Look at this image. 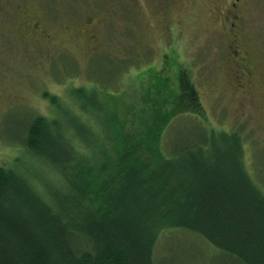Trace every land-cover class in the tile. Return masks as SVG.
<instances>
[{
  "label": "trees",
  "instance_id": "1",
  "mask_svg": "<svg viewBox=\"0 0 264 264\" xmlns=\"http://www.w3.org/2000/svg\"><path fill=\"white\" fill-rule=\"evenodd\" d=\"M147 88L164 103L129 106L111 130L85 109L88 89L75 93L81 124L38 116L22 128L23 144L44 151L53 180L27 182L0 166V264H163L155 245L172 228L192 232L231 264H264V189L246 168L244 138L205 122L189 80L165 76ZM183 112L192 127L172 130ZM50 129L60 132L53 144ZM97 135L106 139L91 147ZM113 140L114 149L105 145Z\"/></svg>",
  "mask_w": 264,
  "mask_h": 264
},
{
  "label": "rangeland",
  "instance_id": "2",
  "mask_svg": "<svg viewBox=\"0 0 264 264\" xmlns=\"http://www.w3.org/2000/svg\"><path fill=\"white\" fill-rule=\"evenodd\" d=\"M229 1L101 0L98 12L106 20L87 27L82 17L75 23L71 12L90 14V0L54 5V21L45 0H0V166L18 169L27 182L50 183L44 151L35 155L23 144L22 128L32 119L78 122L75 93L88 89L85 109L98 128L104 122L111 130L129 106L153 98L164 103L147 84L179 75L191 82L211 128H237L252 156L246 155V168L264 189V0L242 1L234 31L229 21L237 10H227ZM33 22L40 23L38 30ZM174 88L179 107L184 100ZM180 116L172 130L192 127L186 113ZM60 132L49 130L52 144ZM102 137L90 136L87 143L98 148ZM157 240L156 258L163 264H231L186 229L166 230Z\"/></svg>",
  "mask_w": 264,
  "mask_h": 264
},
{
  "label": "flooded vegetation",
  "instance_id": "3",
  "mask_svg": "<svg viewBox=\"0 0 264 264\" xmlns=\"http://www.w3.org/2000/svg\"><path fill=\"white\" fill-rule=\"evenodd\" d=\"M45 1H47L51 5L52 9H54V13L52 14L53 21H54L55 12L57 10V7L54 6V5L72 3V0H45ZM242 1H244V0H230L229 1L227 10L228 11L229 10L230 11L237 10L235 12H232V17H231V20L229 21L230 31H234L236 29V27H237V24H238V21H239V17L236 16L235 13L237 15H239V13H240L239 8L241 6ZM90 2H92L93 6L95 7V8H93V10H90V11H93L90 14L86 13L85 15H83V13H78V15L76 16V13H72L71 12V16L73 17L75 23L79 22L78 18H81V17L83 18L81 24H84L87 27L88 26H92V25H96V24L98 25L102 21L106 20V17H101L99 12H98V11H100L99 10L100 6L98 5V3L101 2V0H90ZM39 25H40L39 22H33V27L35 28V30H38ZM233 45L235 46L234 40H233ZM235 49L236 50H235L234 55L237 56V55H239V52L237 51V46H236Z\"/></svg>",
  "mask_w": 264,
  "mask_h": 264
}]
</instances>
